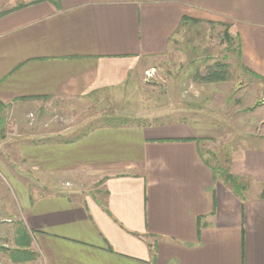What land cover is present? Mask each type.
Masks as SVG:
<instances>
[{"label":"crops","instance_id":"obj_1","mask_svg":"<svg viewBox=\"0 0 264 264\" xmlns=\"http://www.w3.org/2000/svg\"><path fill=\"white\" fill-rule=\"evenodd\" d=\"M196 24L228 25L244 75L260 80L253 83L263 98L264 0H27L0 10V111H9L12 133L26 142L15 153L36 175L34 186L54 190L30 201L20 186L12 226L30 236L35 258L16 263L264 264V148L223 153L224 174L244 182L234 193L210 152L233 137L205 116V88L217 84L200 83L205 94L188 99V119L173 113L146 123L148 115L80 133L88 119L77 113L102 107L98 97L111 98L116 117L135 115L136 103L111 94L131 92L142 65L163 58L182 28L192 34ZM254 87L232 88L235 101L250 110L264 105ZM57 101L76 102L71 127L42 111ZM34 123L51 129L30 131ZM80 178H93L103 198H80Z\"/></svg>","mask_w":264,"mask_h":264},{"label":"rangeland","instance_id":"obj_2","mask_svg":"<svg viewBox=\"0 0 264 264\" xmlns=\"http://www.w3.org/2000/svg\"><path fill=\"white\" fill-rule=\"evenodd\" d=\"M23 1L27 0H0V10ZM193 26L194 28H191L192 34L188 31L190 28L186 29V26L182 28L178 36L180 38V35H182L183 38L178 39V42L171 45L169 52L163 58L154 62L147 61L142 65L143 69L139 71L135 82L130 86L131 92L111 94L112 99L117 95L120 103L122 101L136 103L137 106L135 105V109L132 111L135 115L131 116L122 113L123 115L121 116L124 118L116 117L120 115L119 113L116 116L113 115L115 114V109L110 108L106 104V99H111L108 96L105 99L104 97H98L97 103L102 107L94 108L86 113L79 112V109L76 110L74 108L76 105L75 101H57L51 105L47 104L49 102H45L42 111L47 114V118L48 116L53 118L50 122L54 120L62 121V128L71 127L73 123L71 115L78 111L77 116L88 119V122L84 120L85 125L81 128L80 133L85 129H90L91 126L93 128L105 126V123L117 126L139 124L142 122L140 117H147L148 115H151L152 119H149L146 123L155 122V120L166 121L167 116L173 113L177 114L178 119L180 117L188 119V99L191 97L198 99L205 94L204 87H201L200 83L193 81L195 69L200 68L204 71V68L208 65L213 66L217 62L224 63L228 68V79L225 82L215 83L217 85L208 84V87L205 88L209 92L210 101V105L205 111V116L211 121L217 118L216 123L218 126L224 128L227 134H231L234 137V139L232 137V141H230L229 137L221 144L225 150L223 147H219L218 152L215 150L210 151L218 155V165L224 174L227 156L226 154L223 155V153L227 152V148L231 146L235 149L237 146L243 149L264 148V105H260L259 108L254 107L255 111V109H247L235 101L240 97H238V89L232 92L234 90L232 88L244 85L247 82L252 83V87H254L255 83L253 82L258 79L244 75L243 68L240 66L237 57L238 46L236 37L228 33V25L196 24ZM188 40L190 44H188ZM194 58L196 59L193 60ZM258 86L255 85L252 91L256 90L259 92L256 94L258 96L257 100L260 102L264 100V97L260 98L262 90ZM245 105H248V103ZM249 105H251L250 102ZM192 106L196 107L194 104ZM230 110L231 114L229 113ZM117 111L120 112V110ZM127 112L129 111L127 110ZM195 113L196 116L200 115L197 111ZM1 116H3L4 120L1 119ZM10 116L8 110L0 111V264H20L12 262L10 258L13 254L12 252L19 249L14 242L16 228L12 225L18 222L16 220L17 212L20 211L19 208L23 199L20 186L26 188L25 192L28 193L30 201L41 195H49L54 191L51 187H35L32 175L35 178L36 175L32 171L28 172L29 169H25L22 158L16 156L15 148L17 149L20 144L26 142H21L20 138H16L15 133H12ZM30 118H32V115H28V120ZM120 122L123 124H120ZM143 123H145L144 119ZM38 129L48 130L51 127L48 125L41 129L35 123L30 126V131L39 132ZM62 133H65V131ZM58 138H60L58 141L68 139V137L58 136L53 139L57 141ZM47 143L56 142H53V140H39L38 142V144ZM53 157L45 156L43 160L51 162ZM92 180L93 178H80L78 182L80 188L75 190L80 198L88 194L92 196L97 194L98 198H103L102 188L98 187L97 183H93ZM236 180L239 184L244 185L242 180L237 178ZM77 185L75 183V186L70 185L69 188L62 189L57 186V189L70 191L75 189ZM248 192L249 194L256 193L250 190Z\"/></svg>","mask_w":264,"mask_h":264},{"label":"trees","instance_id":"obj_3","mask_svg":"<svg viewBox=\"0 0 264 264\" xmlns=\"http://www.w3.org/2000/svg\"><path fill=\"white\" fill-rule=\"evenodd\" d=\"M228 75L229 72L227 65L217 62L213 66H206L203 73H200L198 70H196L193 76V81L202 84L225 82L228 79ZM262 80L264 81L263 78ZM224 177V181L229 185L230 189L234 193H237L243 189V187L238 184L235 177L231 176L230 174H225ZM14 242L15 245L19 247V249L12 252L13 254L10 256L12 262H25L34 260L35 255L29 251L31 246V238L23 229H17ZM28 256H30V258H28Z\"/></svg>","mask_w":264,"mask_h":264}]
</instances>
